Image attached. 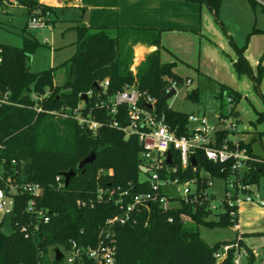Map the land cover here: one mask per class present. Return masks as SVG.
<instances>
[{
  "label": "trees",
  "instance_id": "trees-1",
  "mask_svg": "<svg viewBox=\"0 0 264 264\" xmlns=\"http://www.w3.org/2000/svg\"><path fill=\"white\" fill-rule=\"evenodd\" d=\"M196 1L207 4L218 14L224 0ZM22 3L28 18L41 10L43 14L50 12V22L52 14L56 12L53 7L41 4L39 0H23ZM74 28L78 34L75 54L60 66L40 72L32 71L28 64L38 45L37 40L26 38L23 47L0 43V90L10 91L11 100L23 105H6L0 110V142L6 145L2 155L9 160L26 161V174H35L37 181L46 188L41 203L53 213L51 222L33 240L17 226L32 224L36 220L26 211V201L30 196H17L14 234L4 233V222L0 220V264H43L49 249H69L72 240L77 241L81 247L95 246L105 221L120 212L118 205L112 201L100 202L93 208L78 205L79 200L89 202L95 199L100 185L127 189L132 183V187L135 186L134 192L149 190L148 185L140 180L142 147L137 137L127 138L124 132L108 126L107 120H111L112 116L104 109H96V101L123 90L126 85L136 84L144 96L155 98L156 113L164 115L166 122L178 135L188 132L190 114L172 108L167 99L169 87L173 83L184 85L185 79L174 71L175 63L162 62L161 29L124 26L113 33L107 28L89 27L81 23H77ZM257 31L254 28L248 38ZM137 43L157 48L146 55L134 75L130 67L134 61V45ZM231 43L237 51L234 62L237 72L251 73L264 99L260 88L264 65L260 64L257 74H253L246 56L247 44L239 46L233 39ZM59 67L65 69V79L62 83H55L54 74ZM106 79L109 80V86L104 94L99 86ZM89 91L93 95L89 97L84 114L104 122L96 132L82 128L73 117L37 113L34 108L39 103L49 110L75 109L81 102V94ZM47 92L48 95L41 101L33 98V95L43 96ZM188 95L197 101L199 90L196 88ZM226 96L232 98V110L238 117L236 107L243 95L232 88L220 86V116L224 117L227 116L226 109L229 106ZM263 121L264 111H261L258 122ZM220 136L221 140L228 136V132L223 131ZM262 136L260 133V138ZM240 143L253 157L242 182L245 185H256L260 177L264 176V157L253 155V141ZM92 153H96V159L78 169L79 163ZM173 155L174 165H180V153L173 150ZM195 157L196 172L189 166L185 170L179 168L170 176L179 177L181 181L197 178L198 190L201 191L207 186V178L202 177L201 170L210 171L213 178L223 179L230 175L228 168L222 172L221 165L207 159L202 150H197ZM69 170H77L69 186L56 189V175ZM201 199L202 204H182L177 209L167 211L153 205L147 226L144 225L146 213L136 225H116V264H234V248L228 250L222 261L216 255L224 245L233 242L220 241L211 245L201 237L196 227H232L238 221V216H231L230 209H226L214 218L213 212L207 208L210 200L204 199V196ZM182 214L189 215L192 223L184 221ZM170 217H173L172 222L169 221ZM60 260L54 259L55 262ZM85 264H92V261L86 259Z\"/></svg>",
  "mask_w": 264,
  "mask_h": 264
},
{
  "label": "built area",
  "instance_id": "built-area-1",
  "mask_svg": "<svg viewBox=\"0 0 264 264\" xmlns=\"http://www.w3.org/2000/svg\"><path fill=\"white\" fill-rule=\"evenodd\" d=\"M22 1L0 0V10L5 6L24 5ZM258 1L264 8V0ZM49 20L50 12L43 14L41 10H38L36 14L29 18L27 26L42 28L49 24ZM140 63L134 57L133 64L130 67L134 75L137 73ZM191 83V79L186 80L188 86ZM108 86L109 80L106 79L100 83L99 88L105 94ZM178 88L179 86L173 83L168 92ZM10 94V91L3 92L0 90V110L6 105L23 106L12 101ZM87 94L90 97L93 92L89 91ZM47 95L48 92L43 96L33 95V98L41 101ZM143 98H145L144 103L141 104ZM226 98L229 103L226 109L227 116L224 117L219 114L217 125L209 126L205 117L190 114L188 132L183 135L177 134V131L166 122L164 115L159 116L156 113L155 98L144 96L136 84L126 85L123 90L96 101V109H104L112 116L111 120H107L106 124L108 126L124 132L127 138L130 136L137 137L142 147L141 170L146 174V177L144 179L140 178V180L148 185L149 190L134 192L133 188L135 186L132 187V183H130L131 187L127 189H122L120 186L105 188L100 185L95 199L93 198L89 202L79 200L78 205L80 207L88 205L92 208L100 202L112 201L118 205L120 212L105 221V224L100 228L95 246L81 247L77 241L72 240L69 249L61 248L64 254L63 257L68 254V260L72 264H85L86 259L91 260L92 264H116L118 249L115 233L116 225H136L141 221V216L146 213L147 218L144 220V225L147 226L153 205H158L164 211L173 210L181 207L182 204H195L196 202L202 204L201 197L204 196V199L210 200L207 208L214 215L221 213L219 209L223 206L222 212L230 209V214L233 217L238 216L240 207L244 203L264 206V196L260 191L258 189L253 190L252 184L245 185L242 182L244 174L249 170V161L253 157L249 155L247 148L241 145L240 140L235 135L239 130L238 117L232 110V98L229 96H226ZM86 104L84 100H81L77 108H67L62 111L46 109L39 103L34 108L37 113L45 112L60 117H73L82 128L96 132L104 122L86 116L83 111ZM148 105H152V107ZM223 131L228 132V136L220 140L219 137H221L220 134ZM5 149L6 145L0 142V220L4 222L7 215L14 212L17 196L28 194L30 198L26 201V211L31 218L34 217L36 220L32 224L26 223L17 226L27 237L36 240L42 228L51 222L53 216L52 211L41 203L46 188L41 182L37 181V177L36 179L29 178L33 174H26V161L24 159L20 161L18 159L9 160L6 156H3L2 152ZM173 150L180 153V165H174ZM197 150H202L210 161L220 164L222 172L226 171L227 168L230 172L229 176L223 178L226 181V196L220 207L213 204L215 194L210 190L214 187V178L210 171L201 170L200 172L202 177L207 178L206 189H201V191L198 190L199 182L197 178L181 181L179 177L172 178L170 176V174L177 172L179 168L185 170L189 166H192L196 172L197 165H193L192 157H195ZM168 151L172 153L171 164L168 162ZM228 164L229 167H227ZM55 179V188L59 190L65 185V177L62 173H59ZM172 184L183 185V189L182 192L170 197L166 190ZM176 201L178 203L174 204ZM181 216L184 221L188 222L189 220L192 222L189 215L182 214ZM169 221L172 222L173 217H170ZM237 223L238 221L232 227L237 229ZM240 241L241 236H238L232 244L224 245L222 251L216 254L218 260L222 261L228 250L234 248V264H241V257L248 255V252Z\"/></svg>",
  "mask_w": 264,
  "mask_h": 264
},
{
  "label": "crops",
  "instance_id": "crops-1",
  "mask_svg": "<svg viewBox=\"0 0 264 264\" xmlns=\"http://www.w3.org/2000/svg\"><path fill=\"white\" fill-rule=\"evenodd\" d=\"M226 1H223L218 14H216L207 4L196 0H40L54 9L86 8L81 13L80 19L73 18L71 20L73 24L69 25L70 28H74L77 24L74 23L75 21H80L82 25L107 28L114 33L116 29L124 26L161 29L162 62L175 63L174 71L185 81L191 79L192 83L189 86H195L194 89H200L201 76H203L214 81L215 87L217 86V97L221 85L240 92L243 97L236 111L238 120L242 123L241 103L245 100L246 95L241 92V89L247 85L243 84V78L241 81L238 80L240 75L234 65L237 57H227V55L231 56L228 53L230 47L221 30L227 28L219 17L220 10L224 9ZM248 1L253 5L258 3V0H253L256 3L252 0ZM90 5L92 9L97 10V14L88 18L86 13ZM54 14L49 22L50 25L54 24ZM257 23L255 20V27H252V30L257 28L258 31L249 38L247 37L249 42L247 58L252 66H257L258 69L260 64L264 65V28L256 27ZM237 29L236 25L232 31L227 29L226 35L233 39L231 32ZM137 44L135 46L137 62H142L147 54L157 48L143 43ZM262 85L264 92V78ZM238 131V139L241 141L248 139L247 142L253 141V155L264 157L258 155L260 153H256L254 150L257 139L258 141L262 140L260 138L261 130H253L247 126ZM240 133L245 134V137L240 138ZM258 188L256 185H252L253 190ZM237 224V229L231 227L236 235L231 242H235L238 236H241V243L248 252V255L245 256L250 259L249 264H254V261L259 257L261 264H264V206L244 203L240 207Z\"/></svg>",
  "mask_w": 264,
  "mask_h": 264
},
{
  "label": "rangeland",
  "instance_id": "rangeland-1",
  "mask_svg": "<svg viewBox=\"0 0 264 264\" xmlns=\"http://www.w3.org/2000/svg\"><path fill=\"white\" fill-rule=\"evenodd\" d=\"M86 13V17H94L97 14L96 9H90ZM86 8L79 9L78 7H64L55 9L56 13L53 15L54 24H48L42 28H30L27 26L29 20L27 10L24 5L5 6L0 10V43H8L23 47L25 45L26 38H33L38 41V45L32 52V57L28 64L32 71L40 72L42 70L54 68L60 66L64 61L71 58L76 52V40L78 38L77 31L69 25L73 24L71 20L73 18L80 19L81 13ZM106 11V10H105ZM104 11V12H105ZM107 13V11H106ZM105 13V14H106ZM103 14V12H102ZM220 19L224 22L225 28L231 30L234 26H237V30L231 32L233 40L237 45L243 46L247 44L246 56L248 55L247 49L249 46L248 35L251 34L255 27L254 21L258 23L256 27L264 28V8L258 1L256 5H253L248 0H227L224 9L220 10ZM52 19V20H53ZM70 20V21H69ZM74 23H80L74 22ZM223 26V27H224ZM221 27V28H223ZM227 29H221L226 37L228 45L230 47L231 56L228 58L237 57V51L231 43V39L226 35ZM113 32V31H111ZM114 33V32H113ZM255 33H252V35ZM251 35V36H252ZM134 45V57L135 46ZM248 57V56H247ZM250 62V61H249ZM250 66L253 74H257V66L253 67L251 62ZM238 80L244 79V85L241 92L246 95L245 100L241 103V117L242 123L238 120L239 129L246 128L247 126L253 130H261L263 134L262 140L254 144V150L258 155L264 156V121L258 122L259 112L264 110V99L255 86V82L251 73L239 74ZM238 76V75H237ZM65 79V69L59 67L54 74V81L62 83ZM263 81V80H262ZM201 87L199 89V99L197 101L192 100L189 97V93L194 90L195 86H188L186 81L184 85L179 86L178 92L174 96L168 99L169 105L180 111L188 112L199 117H205L209 126H215L218 124V116L220 113V100L217 95V86L215 87L214 81H211L207 77L201 76ZM262 83L260 85L261 92L264 95ZM238 106V105H237ZM237 109V107H236ZM59 117V116H57ZM238 138L239 131L235 134ZM245 137V134L240 133V138ZM240 140V139H239ZM248 139H244V142ZM241 141V140H240ZM247 142V141H246ZM141 178H145L146 174L141 172ZM260 193L264 196V176H261L259 183L256 184ZM183 185L172 184L168 187L166 192L170 197L182 192ZM215 194L213 196V204L220 207L222 200L226 196V181L222 178H214V187L210 190ZM176 201L174 204H177ZM223 211V206L219 209V212ZM215 218L216 215H213ZM189 223H192L188 220ZM200 232L201 237L209 244L213 245L220 241H231L236 235L231 227H196ZM55 248L49 249L46 256L43 259V264H72L69 262L68 254H65L63 260L55 262ZM264 258V254H263ZM250 259L243 255L241 257V264H249ZM254 264H261L260 257L254 261Z\"/></svg>",
  "mask_w": 264,
  "mask_h": 264
},
{
  "label": "water",
  "instance_id": "water-1",
  "mask_svg": "<svg viewBox=\"0 0 264 264\" xmlns=\"http://www.w3.org/2000/svg\"><path fill=\"white\" fill-rule=\"evenodd\" d=\"M95 86L98 87L97 84H95ZM177 93L176 89H173L172 91L168 92L167 94V99H169L170 97L174 96ZM81 100H84L86 103L89 102V95L87 93H83L80 96ZM149 107H152V105H148ZM96 153H92L90 155H88L86 158H84L78 165V169H82L86 164L92 163L95 159H96ZM168 162L171 164L172 163V153L171 151H168ZM192 163L194 166L197 165V161L196 158L193 156L192 157ZM143 170H145L143 168ZM65 177V185L66 187L69 186V183L72 179V177H74L77 174V170H69L67 172H63L62 173ZM36 175L33 174L31 176H29L30 179H36ZM15 217V213L11 212L10 214L7 215V217L4 220V224H3V232L8 234V235H12L14 234L15 230L13 227V219ZM63 251L60 247L55 248V257L57 260H60L63 258Z\"/></svg>",
  "mask_w": 264,
  "mask_h": 264
}]
</instances>
